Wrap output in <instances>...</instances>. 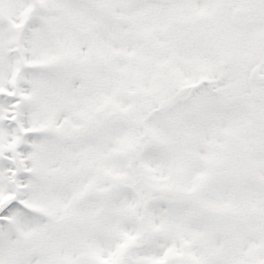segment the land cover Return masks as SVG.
<instances>
[{"label": "snow or ice", "instance_id": "obj_1", "mask_svg": "<svg viewBox=\"0 0 264 264\" xmlns=\"http://www.w3.org/2000/svg\"><path fill=\"white\" fill-rule=\"evenodd\" d=\"M0 264H264V0H0Z\"/></svg>", "mask_w": 264, "mask_h": 264}]
</instances>
